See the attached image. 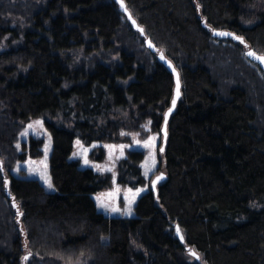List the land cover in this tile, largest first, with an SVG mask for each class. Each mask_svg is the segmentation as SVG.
<instances>
[{
    "label": "trees",
    "instance_id": "1",
    "mask_svg": "<svg viewBox=\"0 0 264 264\" xmlns=\"http://www.w3.org/2000/svg\"><path fill=\"white\" fill-rule=\"evenodd\" d=\"M122 1L141 30L115 0H0V39L19 40L0 52V264H201L191 250L206 264H264V71L246 56H264V0ZM6 17L30 28L19 37ZM224 31L242 39L214 34ZM147 39L182 83L168 178L135 216H107L94 195L112 179L72 160L74 142L163 128L175 80ZM37 118L54 191L11 172L43 156V138L18 146ZM144 156L128 153L120 184H146Z\"/></svg>",
    "mask_w": 264,
    "mask_h": 264
},
{
    "label": "rangeland",
    "instance_id": "2",
    "mask_svg": "<svg viewBox=\"0 0 264 264\" xmlns=\"http://www.w3.org/2000/svg\"><path fill=\"white\" fill-rule=\"evenodd\" d=\"M194 1L196 4L198 3V0ZM5 20L12 28L21 30L20 34L17 33L19 37L23 31L30 28L24 24L21 18L6 17ZM15 36L16 32H10L0 39V52L17 45L19 40ZM30 125L31 127H29ZM31 138L44 139L43 156L40 158L27 157L25 161L17 163L11 172L17 177L37 178L48 191H54L55 188L49 174L52 138L45 128L44 119H33L25 125L20 134L18 146L22 142H29ZM122 138L123 140L118 143L95 142L90 145L76 139L71 159L78 161L82 168H91L103 177H111V188L94 195L98 210L107 216L129 218L135 216V205L139 197L152 191L153 180L161 173H166V156L162 128L154 129L150 122L144 125L142 132H124ZM130 151H140L145 155L140 167L146 184L138 188H131L118 182L121 163L128 157ZM201 260V264H206L200 257L198 261ZM190 261L195 262L196 258L191 255ZM88 263L89 259L83 257L73 264Z\"/></svg>",
    "mask_w": 264,
    "mask_h": 264
},
{
    "label": "water",
    "instance_id": "3",
    "mask_svg": "<svg viewBox=\"0 0 264 264\" xmlns=\"http://www.w3.org/2000/svg\"><path fill=\"white\" fill-rule=\"evenodd\" d=\"M116 2H118L121 6L124 12L125 11V4L123 3L122 0H115ZM128 13V12H126ZM128 17L131 21V23L133 24V26L135 27V29L137 30H141V28L139 27L138 23L132 18L131 14L128 13ZM219 33H231V32H215L214 34L217 36H221V37H234L235 38V34L234 35H219ZM146 44L147 47L153 52V53H158V60L164 64L169 71L174 75V80H175V90H174V98L173 101H175V104H173V101L171 103V107L170 109L166 112L165 115V121H164V125L162 128V134H163V141H164V145H166L167 140H168V122L170 119V116L175 112L177 105H178V101L181 98V79H180V74L179 71L177 70V68L174 66L173 62L170 61L163 52H159L158 49L156 48V46L151 42L150 39L146 40ZM249 53H255V55H249ZM246 56L249 60H251L252 62L258 64L261 69L264 71V62H262L258 57H264L263 55L256 53L253 49H248L246 50ZM165 149V148H164ZM168 178V174L167 173H161L159 176H157L153 182H152V190L154 191V193L156 194L158 192V187L159 185H161L164 181H166ZM176 230V235L177 237L182 241V243H185V238L183 236V231L180 227V225H176L175 227ZM189 249V248H188ZM193 253H195V255H193ZM190 254L193 255L196 260L200 259L199 254H197L195 252V250L190 251Z\"/></svg>",
    "mask_w": 264,
    "mask_h": 264
},
{
    "label": "snow or ice",
    "instance_id": "4",
    "mask_svg": "<svg viewBox=\"0 0 264 264\" xmlns=\"http://www.w3.org/2000/svg\"><path fill=\"white\" fill-rule=\"evenodd\" d=\"M219 35H234L232 33H219ZM235 39L237 40H241L242 38L239 36H236ZM249 55H255V53H249ZM262 62H264V57H258ZM173 104H175V101H173ZM31 127V125L29 126ZM51 186V185H50ZM193 255H195V253H193Z\"/></svg>",
    "mask_w": 264,
    "mask_h": 264
}]
</instances>
